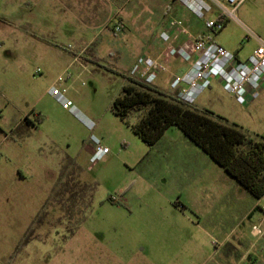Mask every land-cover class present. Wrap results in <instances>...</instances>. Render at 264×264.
<instances>
[{
	"label": "rangeland",
	"instance_id": "rangeland-1",
	"mask_svg": "<svg viewBox=\"0 0 264 264\" xmlns=\"http://www.w3.org/2000/svg\"><path fill=\"white\" fill-rule=\"evenodd\" d=\"M64 1L0 0V132L21 118L36 125L29 158L33 187L19 190L16 224L11 228L3 219L0 264H264V197L224 184L213 167L220 165H208L205 152L184 143L179 127L150 146L133 129L137 112L123 120L112 110L130 66L149 44H159L155 57L170 69L154 84L172 92L171 64L181 59L170 56L176 44L160 35L171 16L183 20L176 0H113L121 7L123 31L114 30L116 18L75 60L79 22ZM248 29L256 37L247 39ZM214 39L248 57L264 42V0H243ZM61 75L60 86L94 121L92 128L49 92ZM210 88L191 105L247 131H264V90L248 106L219 84ZM93 136L110 149L103 158H93ZM18 161L4 157L0 169L27 164L25 157ZM49 183L50 197L32 222ZM250 208L254 213L245 216Z\"/></svg>",
	"mask_w": 264,
	"mask_h": 264
},
{
	"label": "built area",
	"instance_id": "built-area-1",
	"mask_svg": "<svg viewBox=\"0 0 264 264\" xmlns=\"http://www.w3.org/2000/svg\"><path fill=\"white\" fill-rule=\"evenodd\" d=\"M191 13L205 20L206 33L192 34L186 29L181 18L171 16L165 29L161 32V39L170 41L173 33L182 28L191 37V44L173 45L169 49L172 57L190 62L189 67L182 73L172 72L169 83L172 93L188 104H194L199 95L210 88L213 80L221 82L223 88L231 93L241 104L249 105L260 97L264 90V42L246 58L230 51L215 41L214 36L226 26L228 19L236 18V11L243 0H179ZM218 11L217 15L206 17L207 13ZM116 32L123 30V24L118 22L114 26ZM256 37L247 30V39ZM169 72L168 66L160 59L148 55H140L130 69V76L154 84L162 73ZM65 81L61 75L49 92L63 106L74 113L85 125L92 128L94 122L76 106L72 98L67 95V87H61ZM92 142L98 150L93 158H103L110 152L109 147H101L96 136ZM264 210V204L261 206Z\"/></svg>",
	"mask_w": 264,
	"mask_h": 264
},
{
	"label": "trees",
	"instance_id": "trees-1",
	"mask_svg": "<svg viewBox=\"0 0 264 264\" xmlns=\"http://www.w3.org/2000/svg\"><path fill=\"white\" fill-rule=\"evenodd\" d=\"M112 110L123 120L137 112L133 129L150 146L171 126L179 127L253 196H264L263 134L247 131L213 110L198 109L172 92L132 76Z\"/></svg>",
	"mask_w": 264,
	"mask_h": 264
},
{
	"label": "crops",
	"instance_id": "crops-1",
	"mask_svg": "<svg viewBox=\"0 0 264 264\" xmlns=\"http://www.w3.org/2000/svg\"><path fill=\"white\" fill-rule=\"evenodd\" d=\"M63 3L66 9L70 10L71 12L73 11V14L76 16L75 20L79 22V26L76 27L77 28L76 30L73 31L72 28L70 29V31H73V33L77 32L75 42L80 44L79 49L73 52L75 55L74 60L78 59L82 55L84 50L87 49L89 46H91L99 36L104 35L108 31V28L111 27L112 21L118 18V22H121L120 21L121 14H119L121 13V7L118 5L117 7L113 3V0L112 1L110 0H65ZM100 4H104V7H101ZM174 8H176L177 11L182 12V18L184 20V24L186 26V29H188L190 33L198 35V34H203L207 32V29L205 26V20L198 18L196 15L191 13L187 8H185V6H183V4L179 0H176L174 2ZM123 34L124 36L131 38V35L133 34L132 29L125 27ZM171 40L176 45L191 44V37L189 33H187L182 28H178L173 33ZM159 48L160 46L158 43L153 44V45L149 44L146 47V51L141 52L136 57L133 64L135 63L137 58L143 54L152 56V57L158 56L161 52L159 51L161 50ZM133 64L130 66V69L133 66ZM189 64L190 62L185 61L183 59H181L180 61H175L171 64V72L182 73L186 71V69L189 67ZM166 75H169V72L162 73L159 77L160 81L164 77H166ZM215 84H219L222 86L221 82L215 79L213 80L210 89H212ZM156 85L164 89L163 85H160L159 83H156ZM256 100L251 102L248 106L254 105ZM88 118L90 119V117ZM90 120L91 122H94L92 119ZM26 121H27V124L25 123ZM35 126L36 125L34 124L33 121H31V119H29V117L21 118L17 121L16 124L9 127L10 128L9 132H7L5 129H2L0 132V147H3L4 145L6 147L5 151L0 153V164L4 160V157L9 159L12 162L18 161L19 158H24V157L27 160V164L24 166H21L18 163L19 162L18 161L14 164V166L7 169L6 171L0 169V226L2 225L3 219L5 220L10 219L11 228L13 227V222L14 224H16V221H17L16 219L18 217L17 208H18L20 200L23 199L22 197L20 198L19 190H27L30 186L33 187V184L32 182H30V179H29L33 175V171L31 170L30 163H29V158L30 156L33 155V153L36 150L31 142L33 129ZM169 129L166 132H168ZM256 132L264 135V131L262 130H258ZM179 133H180L179 136L184 143H186L187 145H190L191 147H199L197 144H194L195 142L192 141L190 138H188L182 132V130ZM193 145H197V146H193ZM194 149H196L198 152L203 151L200 147L194 148ZM205 155H206V158L204 159H206L207 164L211 166L212 165L211 161H214V160L206 152H205ZM63 166L64 164L61 165V169ZM213 167H214V170L219 174L220 178L223 180L224 184H230L229 185L230 188L232 187L236 189L238 188L240 194L242 193V191H244L243 186L239 184L235 178H233L230 174H228L223 167L221 166L219 167L213 166ZM47 187L49 191L46 197L44 195L42 199V203L39 204L35 213L32 212V215L30 217L32 222L33 220H35L36 215L41 211L46 200H48L50 197V194H51L50 192L52 188L50 183L48 184ZM13 211L15 212L14 216H13ZM254 211H255V208H250L248 213L245 214V216H251L254 213ZM4 212H10V214L4 215ZM200 221L198 223L199 227H200L199 225ZM29 228L30 227H28L26 230H30ZM202 229L206 230V228H202ZM253 231L256 234H259L261 233V228L258 225H254ZM261 252H264L263 247L261 248ZM252 258L255 259V257H252Z\"/></svg>",
	"mask_w": 264,
	"mask_h": 264
}]
</instances>
